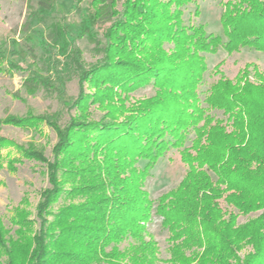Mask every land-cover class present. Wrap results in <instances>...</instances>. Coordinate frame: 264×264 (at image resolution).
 Masks as SVG:
<instances>
[{"label": "trees", "instance_id": "1", "mask_svg": "<svg viewBox=\"0 0 264 264\" xmlns=\"http://www.w3.org/2000/svg\"><path fill=\"white\" fill-rule=\"evenodd\" d=\"M57 1L36 0L37 8L29 1L27 42L34 22L48 21ZM198 1L75 0L80 36L101 55L95 63L70 50L61 22L48 28V56L14 40L21 64L0 45V75L26 72V94L57 93L75 112L63 127L55 113L0 118V167L2 150L14 148L18 156L8 157L7 166L43 164L49 183L35 211L26 195L8 224L0 216V264H264V71L249 64L230 79L218 64L210 74L216 79L202 91L205 54L221 47L229 54H264V0L221 1L225 41L185 19L191 6L200 15ZM68 64L79 73L71 104L63 100ZM150 85L152 96H133ZM43 125L57 137L52 159L2 133L5 126L40 133ZM171 150L186 172L177 187L153 200L146 182ZM257 211H263L259 217L237 224L239 216ZM154 217L169 233L165 261L148 230ZM245 244L253 250L240 259Z\"/></svg>", "mask_w": 264, "mask_h": 264}, {"label": "rangeland", "instance_id": "2", "mask_svg": "<svg viewBox=\"0 0 264 264\" xmlns=\"http://www.w3.org/2000/svg\"><path fill=\"white\" fill-rule=\"evenodd\" d=\"M29 1H31V6L37 8L36 0ZM29 1L0 0V45L4 46L10 60L19 61L21 64L25 62L24 60H19L18 54L14 51V40L20 42L22 47L28 44V47L34 48L35 53L39 57L48 56L50 52L47 46L49 43L46 42V35L50 24L54 22L66 24L72 41L70 50L76 48L81 50L85 62L95 63L101 57L95 52L94 45L88 41L87 37L80 36L81 15L75 10V0H58L56 8L51 12L48 21L34 22L32 31L29 33L31 40L27 42L26 36L28 37V34H24L23 25L28 21ZM221 1L199 0L197 7L200 15L195 16L196 6H191L186 10L185 19L188 20L191 16L195 23L205 24L208 32L221 35L225 41L223 27L220 23V15L223 12ZM54 53L63 63L69 61L67 58L60 56L57 53V49L54 50ZM205 56L209 69L205 74L202 91H206L212 80L216 79L211 77L210 74L218 64H222L220 70L230 79H233L240 70L249 64L256 65L260 71H264V54L252 50L242 49L239 52L229 54L221 47L216 54H205ZM26 61L30 62L31 57L28 56ZM40 65L45 71L48 70L46 62ZM26 77H28L26 72H16L13 76L0 75V118L12 114L23 116L27 110H32L37 115L55 113L59 125L65 126L69 122L71 115H75V112L69 110L68 105L62 102L57 93L49 94L45 90H40L34 96L26 94L24 88ZM63 82V100L71 104L79 94V73L74 65L68 64L64 67ZM56 84L59 85V82ZM14 92H20L21 97H13L12 93ZM153 94L154 88L150 85L133 93V96L138 99L150 97ZM94 113L93 117L99 119L101 114L99 112ZM217 114L221 115V113ZM2 133L19 144H35L38 148H43L46 156L52 159V148L57 142V137L48 126L43 125L40 133L35 130L5 126L2 129ZM193 137L194 134L189 137L187 145L191 144ZM1 155L3 160L2 167H0V216L4 217L5 222L8 224V217L12 209L19 205L26 195L30 201L29 208L35 211L40 199V193L49 186V183L46 167L43 164L25 160L24 163L18 164L15 170H11L7 166V159L8 157H17V151L14 148H7L2 150ZM185 172L186 167L181 162L179 152L171 150L151 171V177L147 180L145 188L150 193L151 198L156 200L161 195L177 187ZM262 212L257 211L241 215L237 224H247L259 217ZM148 230L158 242L161 260L169 259V233L162 228L161 218L154 217L153 221L148 225ZM252 250L251 245L245 244L238 253L240 259H243Z\"/></svg>", "mask_w": 264, "mask_h": 264}]
</instances>
